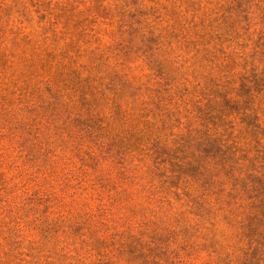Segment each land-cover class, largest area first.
Returning <instances> with one entry per match:
<instances>
[{
    "label": "rangeland",
    "instance_id": "rangeland-1",
    "mask_svg": "<svg viewBox=\"0 0 264 264\" xmlns=\"http://www.w3.org/2000/svg\"><path fill=\"white\" fill-rule=\"evenodd\" d=\"M209 138L264 175V0H0V264H246Z\"/></svg>",
    "mask_w": 264,
    "mask_h": 264
},
{
    "label": "trees",
    "instance_id": "trees-1",
    "mask_svg": "<svg viewBox=\"0 0 264 264\" xmlns=\"http://www.w3.org/2000/svg\"><path fill=\"white\" fill-rule=\"evenodd\" d=\"M197 145L194 158L185 157L188 162L179 168L182 175H186L187 169L190 182L199 186V194L189 198L198 205H207L212 198L227 206L249 205L237 206L238 210H244L243 214L246 212L247 225L243 226L244 237L248 239L246 264H264V175L246 167L239 149L220 138H209L205 145L202 142Z\"/></svg>",
    "mask_w": 264,
    "mask_h": 264
}]
</instances>
